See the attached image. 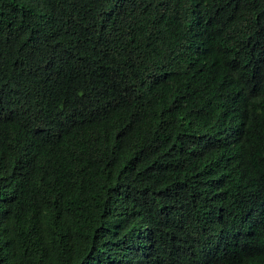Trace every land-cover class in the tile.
Here are the masks:
<instances>
[{"label": "trees", "instance_id": "obj_1", "mask_svg": "<svg viewBox=\"0 0 264 264\" xmlns=\"http://www.w3.org/2000/svg\"><path fill=\"white\" fill-rule=\"evenodd\" d=\"M0 264H264V0H0Z\"/></svg>", "mask_w": 264, "mask_h": 264}]
</instances>
